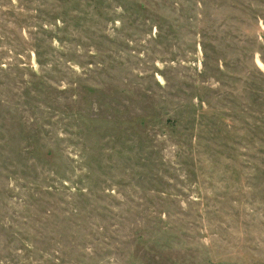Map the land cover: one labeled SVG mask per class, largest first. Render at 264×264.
I'll return each mask as SVG.
<instances>
[{"label":"rangeland","instance_id":"374dc122","mask_svg":"<svg viewBox=\"0 0 264 264\" xmlns=\"http://www.w3.org/2000/svg\"><path fill=\"white\" fill-rule=\"evenodd\" d=\"M0 264H264V0H0Z\"/></svg>","mask_w":264,"mask_h":264}]
</instances>
